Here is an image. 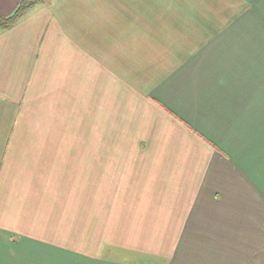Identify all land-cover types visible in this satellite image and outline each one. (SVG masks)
Wrapping results in <instances>:
<instances>
[{
	"label": "crops",
	"instance_id": "1",
	"mask_svg": "<svg viewBox=\"0 0 264 264\" xmlns=\"http://www.w3.org/2000/svg\"><path fill=\"white\" fill-rule=\"evenodd\" d=\"M98 102L137 150L65 201L49 132ZM0 264H264V0H51L2 32Z\"/></svg>",
	"mask_w": 264,
	"mask_h": 264
},
{
	"label": "rangeland",
	"instance_id": "2",
	"mask_svg": "<svg viewBox=\"0 0 264 264\" xmlns=\"http://www.w3.org/2000/svg\"><path fill=\"white\" fill-rule=\"evenodd\" d=\"M100 98V96H98ZM98 107V108H97ZM96 110L92 111L90 115L86 112L81 111L80 113V123L75 121H69L68 127H57L56 130L49 132L50 135L57 136L59 135V140L47 145V150L50 147L57 146L60 150L59 152L64 151L66 160L79 162L80 164V175L77 172L75 178L73 174H66V188L63 192V198L65 201L78 199L77 194L79 192L77 178L79 177L80 185L83 189H87L89 178L87 180V175L82 172L87 167L89 163V158H93L94 154L101 152L99 156H105L106 150H109L113 153L115 152H130L137 150L136 143V129L135 126L130 128L121 127L119 121L115 119L118 115L115 116L116 111L113 110V114L109 109L102 108L101 104L98 102ZM113 117L112 125L110 127L105 126L104 119ZM83 120V121H82ZM107 121V120H106ZM72 126V127H71ZM37 128L36 130H38ZM47 134V135H49ZM49 135V136H50ZM63 153V152H62ZM95 158V157H94ZM94 158L91 159L94 161ZM104 163L105 160H102ZM104 176L105 180L100 177L98 182H106V172L102 171L100 173ZM101 192H107V187L105 183H101V186L98 188ZM79 198H86L84 195H80ZM73 210V208H71Z\"/></svg>",
	"mask_w": 264,
	"mask_h": 264
},
{
	"label": "trees",
	"instance_id": "3",
	"mask_svg": "<svg viewBox=\"0 0 264 264\" xmlns=\"http://www.w3.org/2000/svg\"><path fill=\"white\" fill-rule=\"evenodd\" d=\"M51 0H20L16 9L7 16H0V34L10 30L30 15L35 8L46 5Z\"/></svg>",
	"mask_w": 264,
	"mask_h": 264
}]
</instances>
